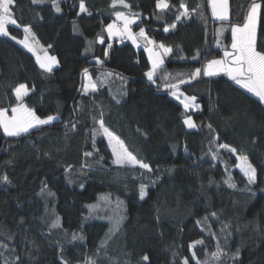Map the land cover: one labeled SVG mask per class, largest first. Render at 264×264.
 Instances as JSON below:
<instances>
[{
    "label": "trees",
    "instance_id": "trees-1",
    "mask_svg": "<svg viewBox=\"0 0 264 264\" xmlns=\"http://www.w3.org/2000/svg\"><path fill=\"white\" fill-rule=\"evenodd\" d=\"M84 2L91 15L77 16L79 0H60V13L50 3L31 0H15L11 6L21 27L9 26L10 36L22 38V26L30 24L39 44L59 61L51 73L0 36V107L10 112L16 103L14 88L23 83L30 90L24 98L28 106L42 118L58 116L17 137L0 129V176L7 174L10 180L0 182V244L7 245L0 247V264H62L61 256L68 264H83L90 257L97 264H142L144 255L147 264H182L185 258L189 264H212L210 254L218 244L229 253L221 264H264V104L225 75H201L181 84L180 91L195 96L199 105L186 113L164 88L189 79L207 60L222 57L224 48H230V25L243 22L252 0H228L225 22L212 18L208 0H183L189 10L199 8L180 21L175 15L181 0H166L170 10L164 11L156 9V0H126L140 14L134 29L144 27L150 39L172 49L157 69L155 83L144 75L150 69L144 49L110 41L102 31L121 7L113 9V0ZM257 2L262 5L257 41L264 45V0ZM173 22L176 27L164 32ZM98 33L106 42H96L85 52ZM84 68L97 82V90L87 95L81 94ZM101 112L105 126L149 163L152 172L113 164L105 139L90 131L99 127ZM187 115L197 128L183 123ZM213 137L216 142L210 145ZM221 143L237 152L219 149L213 159L209 149L216 151ZM237 155H247L257 170L256 183L248 186L252 192L245 189ZM229 175L236 188L224 183ZM42 182L47 185L43 194ZM141 184L147 186L143 200ZM102 195L108 196L109 205L123 202L117 213ZM97 203L101 209L95 212L89 206ZM117 214L123 219L114 228ZM54 222L59 227H51ZM73 233L84 239L72 240ZM197 239L204 244L189 248ZM102 240L106 244L100 248ZM237 248L240 254L233 260L230 255Z\"/></svg>",
    "mask_w": 264,
    "mask_h": 264
},
{
    "label": "snow or ice",
    "instance_id": "snow-or-ice-1",
    "mask_svg": "<svg viewBox=\"0 0 264 264\" xmlns=\"http://www.w3.org/2000/svg\"><path fill=\"white\" fill-rule=\"evenodd\" d=\"M15 0H0V36L9 37V26L21 27L18 24V21L13 16L12 7L14 5ZM33 4H44L50 3L52 9L56 13H60L62 8L60 6V0H31ZM211 5L212 16L220 21H227L229 19V3L228 0H208ZM122 6L124 9L128 11H114L113 14L115 19L108 23L106 28L102 31L107 32V36L109 39L112 37H120L121 39L127 38L132 41L133 44H138V40L144 41V49L148 54V60L151 62V68L144 73L147 77L148 81L155 83L156 82V71L160 68L164 63V57L171 53L172 49L165 47L163 43L157 44L154 40L150 39L145 32L144 27H139V31L134 33L131 29V26L136 23L139 19L140 14L133 12L131 9V5L126 2V0H113V9H115L116 5ZM261 3L257 2V0H252L249 10L244 17V20L240 24H231L230 25V33H231V43L230 49L228 47L224 48L223 56L220 58H213L206 61L202 67L196 68L193 72H191L189 79H180L178 83L173 84H165L164 88L168 91V93L175 97L185 110L192 108H199V105L195 103V96L185 95L180 91V85L190 83L192 80H196L201 75L206 77L218 76L221 73L226 75L229 79L235 82V84L239 85L241 88L246 89L249 93L253 94L255 97L259 99L261 103H264V45H258L257 41V26L261 16ZM199 6H197V9ZM156 9L161 11L170 10V5L166 2V0H156ZM179 9H183L180 11ZM179 9L177 10V14L175 15V21H180L182 18H189L193 13L197 11V9H191L187 7V5L181 0L179 5ZM80 13H88L87 7L85 6L84 0H79V11L77 12V16ZM39 15V14H37ZM41 19L43 17H40ZM159 19L160 17L157 16ZM176 27V23L173 22L169 27L164 28V32H168L170 28L174 29ZM23 38L17 39L16 36H11L12 40H16L19 44L23 45L25 49L31 52L36 57V62L39 64V67L43 69L45 72L51 73L53 71L54 66H56L59 61L56 56L49 55L47 49L39 44V41L36 39L34 32L32 31V27L30 24L23 25ZM74 31L77 29V25L75 21L73 22ZM104 44L105 38L102 34L98 33L96 37V41H88V47L85 48V52H89L92 50V45L94 43ZM219 44V41H217ZM51 48V45L47 46ZM111 45L109 44V48ZM155 49H160L162 51H158ZM105 57H107V50L104 52ZM200 55L199 51H197L198 58ZM96 62L98 64H102L103 61L100 60L99 57H96ZM112 73H105L104 76H110ZM82 78L83 83L81 86V94L87 95L89 92H95L97 90V82L93 80L92 76L89 74L88 68H84L82 70ZM123 79V77H121ZM28 87L21 83L14 88L15 100L16 103L10 106L9 109L0 107V129L3 130V133L9 137H17L22 134H27L31 129H36L38 126L49 125L53 121L58 119L57 115H47L46 117H41L37 114L34 108L28 106L25 103V96L29 94ZM182 97V98H181ZM183 115V113H182ZM95 119V117L93 118ZM99 127L91 129L92 136L95 137L97 135H103L107 138L108 147L111 149V153L113 156V164L119 167L131 166L135 168L138 166L140 169L146 170L147 172H152L153 169L149 163H146L137 158L125 145V142L114 132L110 131L108 127L105 126L103 120V113H100V119L97 121ZM183 123L189 128L194 129L197 128L198 125L193 121L190 115L185 116L183 119ZM208 128L211 129V125H208ZM72 132L76 131V125L72 124L71 129ZM67 136V133L65 134ZM216 137H213L209 144H215ZM93 147L95 144L93 143ZM219 149H226L231 153L235 154L237 149L231 147L226 143H221L216 145V151H213L211 148L209 149V153L211 154L213 159L218 158ZM98 152L99 150L96 149ZM83 155L85 157L93 156V152H84ZM237 160L239 164L237 167L243 173V176L246 178L245 189L249 192H252V189L248 187L249 185H253L257 181V170L256 168L249 162L247 155H237ZM103 159V157H101ZM71 166H69L70 169ZM82 168L84 165L81 166ZM66 169V170H69ZM171 171V169H169ZM0 182L2 183H10L9 177L7 174L0 176ZM224 183L228 184L231 188H236L237 185L233 181V178L229 175L227 179L224 180ZM44 184V182H42ZM83 187V185H81ZM146 185L141 184L139 189V198L143 200L147 195ZM47 189V185L41 188V194H43ZM48 195L54 196L55 194L51 191H48ZM101 200L104 203H110L107 195H102ZM122 201H117L116 207L119 208L122 205ZM91 209L95 210L99 207V203L95 205L89 206ZM213 217L216 216V213H211ZM123 217L117 216L113 217L114 220V228H118L120 220ZM208 216L203 218V222L207 224ZM197 225L201 224V220L196 221ZM51 227L56 228L59 227L58 222H54ZM111 231V229H110ZM83 240L84 237L77 236V234L73 233L72 240ZM106 244L105 240L100 242L99 247L103 248ZM203 239H197L195 241L190 242L189 248H195L197 245H203ZM0 247H7V245L0 244ZM239 248L233 253H231L230 258L235 260L239 257ZM196 256L195 252L192 255L194 259ZM212 264H221L223 257L229 256V253L225 251L223 248L217 245L216 251L210 254ZM149 257L144 255L141 257L142 264H147ZM16 261H20V257L16 258ZM62 264H68V261L64 260L61 256ZM7 264V262H6ZM83 264H97V260L94 258H87L84 260ZM182 264H189V258H185L182 261ZM196 264H208V261H199L197 260Z\"/></svg>",
    "mask_w": 264,
    "mask_h": 264
},
{
    "label": "rangeland",
    "instance_id": "rangeland-1",
    "mask_svg": "<svg viewBox=\"0 0 264 264\" xmlns=\"http://www.w3.org/2000/svg\"><path fill=\"white\" fill-rule=\"evenodd\" d=\"M209 6H210V10H211V5L209 4ZM211 15H212V10H211ZM212 18L215 20V21H217V22H225V21H220V20H217L215 17H213L212 16ZM137 24V23H136ZM136 24H133L132 26H131V29H132V31L134 32V33H136V32H138L139 30H135L134 29V26L136 25ZM170 29H172V28H170ZM221 28H218V31H216V33H217V38H216V40L217 41H219V44L217 43V46H219L220 45V41H221ZM127 39V38H126ZM127 41L128 42H130L132 45H134L135 47H143L144 48V41L143 40H138V44H139V46H137L136 44H133L132 43V41L131 40H129V39H127ZM230 49V48H229ZM155 50H158V51H160V49H155ZM146 52V51H145ZM147 53V52H146ZM148 55V54H147ZM150 64H151V62H150ZM151 68V67H150ZM247 91V90H246ZM253 95V94H252ZM9 114H11V113H9ZM3 131V130H2ZM100 136H102L104 139H105V141H106V143H107V145H108V141H107V138L106 137H104L103 135H100ZM109 149H110V147H109ZM110 151H111V149H110ZM238 163H237V165L239 164V161H237ZM136 167H138V166H136ZM239 169V168H238ZM240 170V169H239ZM241 172V171H240ZM242 173V172H241ZM243 174V173H242ZM105 205H107L110 209H112V210H115V213H117L116 212V210L118 211V208L116 209V207L115 206H113V205H109V204H106L105 203ZM104 208L105 207H103L102 208V210H104ZM101 208H96L94 211L95 212H98L99 210H100ZM120 211V210H119Z\"/></svg>",
    "mask_w": 264,
    "mask_h": 264
},
{
    "label": "crops",
    "instance_id": "crops-1",
    "mask_svg": "<svg viewBox=\"0 0 264 264\" xmlns=\"http://www.w3.org/2000/svg\"><path fill=\"white\" fill-rule=\"evenodd\" d=\"M63 2H66V1H68V0H62ZM117 7H121L120 9H121V11H124V8L122 7V6H120V5H116ZM183 10V9H182ZM126 12V11H125ZM139 21V19L136 21V23ZM135 23V24H136ZM11 26V25H10ZM12 27H15V26H12ZM106 28V27H105ZM106 32V31H105ZM106 36H107V32H106ZM1 37H4V36H1ZM11 36H9V37H5V38H8V39H10L11 41H13L15 44H17L18 46H20L22 49H24L25 51H27L30 55H32L33 57H34V59H35V61H36V57L31 53V52H29L27 49H25L24 47H23V45H21V44H19L16 40H12L11 38H10ZM23 38V37H22ZM22 38H20V39H22ZM107 38H108V36H107ZM109 39V38H108ZM110 41H121V40H123V41H125V42H128L127 41V39L126 38H123V39H121L120 37H112L111 39H109ZM130 43V42H129ZM134 46V45H133ZM135 47V46H134ZM135 48H137V49H144L143 47H135ZM144 51H145V49H144ZM160 51H162V50H160ZM48 52V51H47ZM146 53V52H145ZM49 54V53H48ZM50 55V54H49ZM146 55H147V53H146ZM147 57H148V55H147ZM166 57V56H165ZM165 57L163 58V59H165ZM37 63V62H36ZM149 63H150V61H149ZM37 65H38V67H39V64L37 63ZM57 66V65H56ZM56 66H54V68L56 67ZM150 67H151V64H150ZM53 68V69H54ZM39 69H41L40 67H39ZM43 72H45L43 69H41ZM45 73H48V72H45ZM220 75H224L223 73H221ZM226 76V75H225ZM234 82V81H233ZM235 83V82H234ZM237 85V84H236ZM238 87H240L239 85H237ZM241 88V87H240ZM243 89V88H242ZM243 90H245L246 91V89H243ZM246 92H248V91H246ZM249 93V92H248ZM249 94H251V93H249ZM252 95V94H251ZM254 96V95H253ZM173 97V96H172ZM255 97V96H254ZM176 101H178L175 97H173ZM182 98V97H181ZM257 98V97H256ZM258 99V98H257ZM259 100V99H258ZM179 102V101H178ZM264 104V103H263ZM183 106V105H182ZM197 108H192V109H189V110H191V111H194V110H196ZM10 113V112H9Z\"/></svg>",
    "mask_w": 264,
    "mask_h": 264
}]
</instances>
